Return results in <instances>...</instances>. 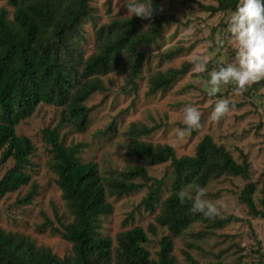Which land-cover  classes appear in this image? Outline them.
Instances as JSON below:
<instances>
[{
  "label": "trees",
  "instance_id": "obj_1",
  "mask_svg": "<svg viewBox=\"0 0 264 264\" xmlns=\"http://www.w3.org/2000/svg\"><path fill=\"white\" fill-rule=\"evenodd\" d=\"M212 14L231 13L239 0H214ZM13 8L12 19L6 9H0V165L14 162L0 180V198L30 183L26 169L31 165L34 146L29 137L17 135L16 127L29 119L41 104L61 108L58 126L44 129V143L50 147V166L56 174L57 186L73 221L55 227L47 220L43 228L71 243L73 255L61 259L50 249L36 247L28 237L6 232L0 228V264H177L172 255L174 243L163 238L157 259H152L146 245L149 234L137 226L120 233L114 247L110 238L101 235L100 220L112 214L107 198L123 196L147 188L142 205L148 212L160 206L156 223L174 237H181L195 224L205 226L194 237L202 241L215 230L237 221L232 215L206 218L188 211L190 201L180 204L176 192L190 183L205 189L212 181L223 177L241 178L243 186L239 199L251 216L264 219V172L260 183L250 179L251 166L246 155L237 162L225 147L206 136L196 148L194 156L177 158L168 145H153L140 138L155 129L132 124L126 133L131 142L128 156L135 163L118 177H101L98 165L83 162L78 157L80 145L67 146L60 138V128L70 124L78 132H85L93 108L87 106L92 95L105 90L102 78L110 74L124 76L127 93L136 90V79L142 73L145 56L143 47L156 44L163 31L179 21L174 15L161 11V0H153V15L142 19L133 15L114 19L95 31L96 50L85 58L78 49L82 25L91 19V0H7ZM177 53L167 54L172 58ZM190 64L179 69L159 73L150 81V91H165L185 75ZM264 84L254 82L245 93ZM230 89L233 90V87ZM244 93V94H245ZM217 96H224L218 93ZM170 163L172 176L169 194L162 199L165 178L149 176L148 167ZM137 180L142 182L138 183ZM260 185V188H259ZM261 194L257 207L255 194ZM38 193L33 183L21 204H29ZM188 250L197 247L189 243ZM189 264L199 262L184 250Z\"/></svg>",
  "mask_w": 264,
  "mask_h": 264
},
{
  "label": "rangeland",
  "instance_id": "obj_2",
  "mask_svg": "<svg viewBox=\"0 0 264 264\" xmlns=\"http://www.w3.org/2000/svg\"><path fill=\"white\" fill-rule=\"evenodd\" d=\"M90 6L92 17L82 25L78 45L85 58L96 50L98 27L114 19L129 17L122 0H91ZM210 6L217 7L218 4L214 0H161V11L174 15L179 22L166 27L163 38L156 44L141 49L145 60L142 73L136 79V90L125 91L128 87L124 76H105L102 78L105 90L95 93L87 101L93 112L86 131L78 132L68 123L60 128L61 140L67 146L80 145L78 157L83 162L96 163L101 177H118L135 164L128 156L131 142L126 133L132 124H136L155 129L149 136L141 137V141L171 146L177 158L194 156L197 145L206 136H211L237 162L241 163L242 154L246 155L251 166L250 179L260 183L264 172V84L242 95L230 89L231 85L225 86L221 94L229 100L230 109L214 121L210 112L217 97L206 95L201 88L207 71L194 73L191 70L193 56H206L208 69L234 61L235 45L226 31L230 13L212 14L207 9ZM0 9H6L7 18L12 19L13 8L7 0H0ZM218 39H223V45H217ZM171 51L177 55L168 58ZM186 64H190L188 72L170 89L150 91L154 76ZM188 103L196 105L200 111V125L177 138L175 131L184 127L183 107ZM60 120V107L41 104L29 119L16 127L17 135L29 137L34 146L31 165L26 169L31 180L18 191L0 198V228L24 235L36 247L50 249L64 259L73 255L71 243L48 227L43 228L47 220L57 228L73 221L50 166V147L43 139L44 129L58 126ZM13 165L12 160L0 165V180ZM148 173L152 178H165L164 199L169 194L171 164L148 167ZM33 183L38 186L37 195L31 203L21 204ZM244 185V181L236 177H223L209 183L205 189L207 198L223 204L219 216L232 215L238 220L213 231L202 241L194 237L205 230L202 224H195L181 237H174L166 228L160 227L155 221L160 206H156L154 212H148L142 205L147 188L121 198L108 196L113 212L101 218L100 233L110 238L115 247L120 233L137 226L148 232L149 227L155 226L157 232L155 235L148 232L150 242L146 245L152 259H157L160 242L167 237L174 243L172 255L177 264H189L184 250L189 251L199 264H264V219L251 216L239 199ZM254 198L257 207L262 209L261 194L257 192ZM189 243H195L197 247L188 250Z\"/></svg>",
  "mask_w": 264,
  "mask_h": 264
},
{
  "label": "clouds",
  "instance_id": "obj_3",
  "mask_svg": "<svg viewBox=\"0 0 264 264\" xmlns=\"http://www.w3.org/2000/svg\"><path fill=\"white\" fill-rule=\"evenodd\" d=\"M129 17L135 15L142 19H150L153 15V0H122ZM226 31L234 42V61L220 64L208 69L206 56L192 57V71L205 73L201 88L208 96L217 97L211 109L210 117L218 120L230 109V102L223 96H217L225 86L231 85L236 94L242 95L256 81L264 79V0H239L236 8L227 16ZM223 45V39L216 41ZM201 113L197 106L188 103L183 107L184 127L177 128L175 135L181 138L200 125ZM176 196L180 204L191 202L189 212L200 213L206 218L220 215L223 204L213 202L206 196V190L198 183H190L181 187Z\"/></svg>",
  "mask_w": 264,
  "mask_h": 264
}]
</instances>
